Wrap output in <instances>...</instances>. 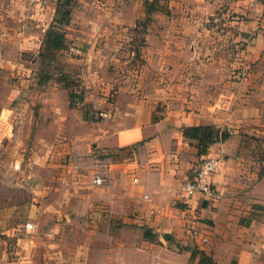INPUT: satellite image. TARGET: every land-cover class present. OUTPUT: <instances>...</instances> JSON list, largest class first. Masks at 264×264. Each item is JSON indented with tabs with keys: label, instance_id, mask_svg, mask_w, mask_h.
Listing matches in <instances>:
<instances>
[{
	"label": "crops",
	"instance_id": "0c3cea01",
	"mask_svg": "<svg viewBox=\"0 0 264 264\" xmlns=\"http://www.w3.org/2000/svg\"><path fill=\"white\" fill-rule=\"evenodd\" d=\"M74 1L71 15L82 20L78 29L84 34L78 44L89 49L82 57L89 65L85 95L75 108L67 89H49L51 94L41 100L39 118L42 127L67 128L72 123L76 133L63 136L77 138L71 144L79 154L83 152L78 125L88 124L91 131L84 140L94 150L86 163L83 158L70 161L59 173L61 185L37 184L32 203L13 200L0 207V246L17 241L13 250L0 248V264H59L62 257L74 262L81 249L78 243L57 238L58 226L63 216L70 215H63L65 200L76 202L90 192L100 193L102 202L96 210L105 213L100 219L98 214L90 215L99 220L102 232L98 242L93 229L85 233L90 240L83 254L89 264L94 260H99L96 264H206L204 257L212 264H264V165L255 147H249L251 133L264 127L260 116L264 83L260 89L254 83L264 80V5L248 0ZM58 3L0 0V36L20 39L27 48L34 40L33 29L46 33L56 25ZM139 29L146 34L142 46L132 37ZM116 62L132 65L123 78L135 82L122 84L110 99L109 80L121 72L96 70L98 65ZM241 65L251 68L247 81L259 91L260 103L239 102L233 81L228 88L210 82L236 78ZM240 87L249 92V87ZM93 109L109 116L97 119ZM0 111V151L13 149L18 137L14 112L9 107ZM20 114L18 125L25 122ZM203 125L227 130L231 136L199 157L196 141L186 139L183 131ZM185 155L190 159L185 160ZM96 157L110 164L102 187L92 185ZM207 157L223 159L215 176L218 196L188 200L180 174L190 172L191 160ZM16 210L20 218L29 212L26 222L38 227L36 248L13 238ZM70 219H75L74 213ZM41 220L49 230L41 229ZM87 244L99 245L100 251Z\"/></svg>",
	"mask_w": 264,
	"mask_h": 264
},
{
	"label": "rangeland",
	"instance_id": "374dc122",
	"mask_svg": "<svg viewBox=\"0 0 264 264\" xmlns=\"http://www.w3.org/2000/svg\"><path fill=\"white\" fill-rule=\"evenodd\" d=\"M75 1L74 3L78 2V0ZM74 6L75 5H73V8H75ZM81 22L82 20L78 16L71 15L69 22L71 29L66 28L68 24H66V20L64 19L63 21H57L56 25L52 24L53 27L64 31L66 36L67 47L59 51L47 50L43 44L45 35L50 28L46 33L42 31L36 32L33 29L34 40L30 41L31 45L27 48L21 46L19 42L20 39L10 41L8 36H6L5 39L0 36V110L4 107H9L13 110V130L17 131L18 134L17 139L15 138L12 142L13 149L6 150V148L3 147L0 151V207L4 205L6 201L13 200L23 201L24 199H28L32 203L37 184H42L45 181V185L48 186L61 185L62 181L60 180L59 173L67 168L66 166L70 164V161L76 160V158H83L82 161L85 162L87 161L85 158H87L88 153L94 150L91 142L86 139L84 140L91 131V127H89L88 124H86V126L83 123V125H78V134L82 136L78 141L83 152L79 154L72 150L73 144H71L77 138L75 136L74 138L63 136L64 134H66V136H72L76 133L72 123H70V125L68 124L67 128L65 126H57V129L42 127V120L39 118L42 105L41 100L44 98L43 95L46 96L47 94H51L48 90L54 87L59 86L70 92L73 107H79V104L82 102L80 99H82L85 92L83 83L86 82V80H84V75L87 74L89 67V65H86V63L82 61V57L84 59L89 49L87 50L78 44L79 39L84 35L78 29ZM145 23H147V21ZM145 35L144 29H139L132 37L133 39H137V42L141 45L145 39ZM10 36L14 35L10 34ZM18 38L22 37L19 36ZM131 66L132 65L122 62L97 66L96 71L100 73L105 70L110 73L121 72V75L118 74V78L116 77L113 80H109L112 86L110 99L115 98L116 94L114 91L122 84L135 82L133 78L129 80L128 78H123L127 70L126 68ZM250 70L251 68L248 66L241 65L240 68H237L234 75L236 78L219 81L210 80V82H214L213 86L221 83L222 88H228L229 86H233V81L237 84L235 90H238V95H240L238 96L239 102L243 100V102L248 105L257 102L260 103L261 101L259 100L260 97L257 88L262 86L264 80L261 83L260 80L254 81V83L259 84V86L257 88H250L251 84L249 83L251 82L247 81ZM229 81L230 83L228 84L227 82ZM195 82L197 81L192 80V84H195ZM254 83L253 85H255ZM225 84L227 85L225 86ZM240 85L249 87L246 89V91L249 90V92L247 91L245 93V89L240 87ZM252 92H255L254 96ZM76 98L79 100L78 102ZM22 108L26 110L22 112ZM93 111H95V113L102 112L99 109H93ZM20 112L23 113L25 122L21 124L19 122L18 125L15 120L20 119ZM6 113L4 115H6ZM7 114L9 115V113ZM63 115L64 114L61 116L63 117ZM92 115L97 118L94 113H92ZM263 115L264 114H260L264 120ZM97 119H99V117ZM251 135L252 136L249 135L250 138H252L249 147H255L254 151L258 154V160L264 165V139L262 140L261 138V136L264 135V127L258 126ZM64 138L67 139L62 140ZM247 141H249V139H247ZM135 146L132 148H135L137 151L139 146ZM5 150L6 152H4ZM54 152H56V155H54ZM73 155H75V157ZM184 159L189 160V155H185ZM201 161L202 160L199 158L191 160L193 166L189 168L190 172L186 173L185 176L180 174L181 177L184 176L182 178L180 177L182 187L187 180L193 177L196 167ZM22 169H26L24 173H21ZM65 171L67 172V170ZM262 171H264V166ZM16 191L18 196H16ZM91 193L92 192L86 193L85 196L79 198L76 202L75 200H65L64 202V207L66 208L62 210L63 215L69 213L71 215V213H74L75 221L70 219V215L68 218L63 216L59 222L57 238H61L65 243H78V248L81 249L82 253L74 262H71L68 257H62L61 260L59 259V264H89V259L83 254L86 242L88 243L90 240L86 237L85 233H90V230L93 229L95 232L92 234L94 241L98 242L101 239L100 234L102 232V227L99 225V220H93L90 215L93 214L95 217V215L98 214V219H100V214L105 212L101 211V209L96 210L97 207H100L102 202L100 193L96 192L95 195ZM89 202H93V204ZM36 206H38L37 203ZM91 210H93L94 213L91 212ZM13 216L17 219L16 223H12V226L10 225L16 229L13 238L16 240L22 239L26 244L36 248L38 239L37 230L35 232H27L23 226L26 220H29V212L26 218L25 215L20 218L21 214L18 210H16ZM45 226H47V224H45L43 220L41 229L49 230ZM51 226L53 225L51 224L49 228L52 229L54 226ZM1 232L2 230H0V236ZM14 246H17V241H8L6 247H8V250H13ZM88 246H91L92 249L96 247L99 250V245L97 244L96 246H92L91 244ZM3 247V245L0 246L1 249ZM6 247H4V250ZM88 249L91 250L90 247H88ZM98 261L99 260H94L93 264H96ZM98 264H102L101 261Z\"/></svg>",
	"mask_w": 264,
	"mask_h": 264
},
{
	"label": "built area",
	"instance_id": "2783aa9c",
	"mask_svg": "<svg viewBox=\"0 0 264 264\" xmlns=\"http://www.w3.org/2000/svg\"><path fill=\"white\" fill-rule=\"evenodd\" d=\"M251 4L264 5V0H248ZM244 74V73H243ZM77 102L79 101L76 98ZM94 115L98 118H107L109 114L107 112H99ZM0 144L2 142L0 141ZM223 165V159L218 157H207L202 159L195 174L192 178L186 181L182 190L186 199L194 198L197 195H204L209 198L218 196V192L215 186V176L220 171ZM110 168V164L107 159L96 158L94 164V176L92 179L93 187H102L106 183V175ZM27 232L37 230V226L33 222H26L23 225Z\"/></svg>",
	"mask_w": 264,
	"mask_h": 264
},
{
	"label": "trees",
	"instance_id": "16d2710c",
	"mask_svg": "<svg viewBox=\"0 0 264 264\" xmlns=\"http://www.w3.org/2000/svg\"><path fill=\"white\" fill-rule=\"evenodd\" d=\"M71 4L72 0H59L58 14H60V16L56 19L57 21H63L64 19L66 20V24H69L71 17ZM43 44L47 50L59 51L65 49L67 45L64 31L51 25L45 35ZM183 132L186 139L196 141V146L198 148L197 155L199 157L206 155L210 146L216 142L225 141L231 136L230 132L227 130L220 132L216 127L210 125L189 126L184 128ZM203 260L206 264H212L209 258L205 259L204 257Z\"/></svg>",
	"mask_w": 264,
	"mask_h": 264
}]
</instances>
